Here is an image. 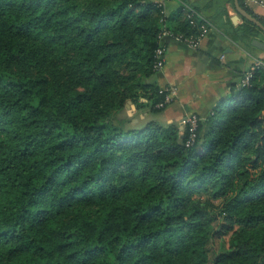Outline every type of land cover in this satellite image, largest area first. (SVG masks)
<instances>
[{
    "label": "trees",
    "instance_id": "trees-1",
    "mask_svg": "<svg viewBox=\"0 0 264 264\" xmlns=\"http://www.w3.org/2000/svg\"><path fill=\"white\" fill-rule=\"evenodd\" d=\"M178 13L0 0V264H264V70L194 130L126 113L172 101L159 34L198 31Z\"/></svg>",
    "mask_w": 264,
    "mask_h": 264
},
{
    "label": "crops",
    "instance_id": "crops-1",
    "mask_svg": "<svg viewBox=\"0 0 264 264\" xmlns=\"http://www.w3.org/2000/svg\"><path fill=\"white\" fill-rule=\"evenodd\" d=\"M187 1L207 15L213 26L197 47L179 38L172 29L174 32L161 38L166 47L165 64L155 77L164 88L177 87L174 99L160 113L138 107L130 99L135 105L131 104L130 111L140 118L174 121L181 128V118L187 113L206 117L219 101L229 98L256 60H264V45L254 42L255 38L264 42V30L239 12L236 0ZM240 3L264 23V0ZM180 5L181 0H166L170 27L176 24ZM247 25L252 27L250 35L243 31Z\"/></svg>",
    "mask_w": 264,
    "mask_h": 264
},
{
    "label": "built area",
    "instance_id": "built-area-1",
    "mask_svg": "<svg viewBox=\"0 0 264 264\" xmlns=\"http://www.w3.org/2000/svg\"><path fill=\"white\" fill-rule=\"evenodd\" d=\"M157 1L162 6V12L164 13V16L167 17L168 14H167V10H166V0H157ZM181 1L184 3V5L187 8V17H189V22L194 26L196 25L198 28V31L195 33L193 32V33H188V34H185L184 32H175V34L179 38L183 39L184 41H186L187 43L192 45L193 47H197L200 44L201 39L212 28L213 22L207 15H205L204 13L199 11V9H197L190 2L184 1V0H181ZM166 24H167V22H165V25ZM172 32H174V31H171V29H169V28H164L162 30V32L159 34V46L156 49L157 60L155 63V67L158 70H160L164 66L165 55H166V47L163 43H161V38L164 35L170 34ZM257 69H263L264 70V60L258 59L255 61L253 66L246 72L242 83L243 84L248 83L250 81V78L253 76L254 71ZM165 89L167 90L166 99L167 100H173L175 94L177 93V87L176 86H168V87H165ZM162 104L163 103H160V105H162ZM198 122H199V115L197 113H194V112H189L183 118H181V125L184 128L187 125H189L192 130H194L198 126ZM194 137H195V133L192 132L191 133V139L188 140V143H190Z\"/></svg>",
    "mask_w": 264,
    "mask_h": 264
},
{
    "label": "rangeland",
    "instance_id": "rangeland-1",
    "mask_svg": "<svg viewBox=\"0 0 264 264\" xmlns=\"http://www.w3.org/2000/svg\"><path fill=\"white\" fill-rule=\"evenodd\" d=\"M131 101H127V103L126 104H128V106H126L127 107V109H126V113L129 115V116H134V122H138V123H144V122H146L147 120H149V119H152V118H140L139 116H138V114L137 113H135L134 111L132 112V111H130V110H132V106H131V103H130ZM140 119V120H139ZM181 128V127H180ZM182 130L184 129V128H181ZM230 235H231V232H229V233H227V234H225L224 236H222V237H217L216 236V238H215V241H214V244H213V248L217 251V250H219L220 248H221V245L223 244V243H226V244H228V241H229V239H230Z\"/></svg>",
    "mask_w": 264,
    "mask_h": 264
},
{
    "label": "water",
    "instance_id": "water-1",
    "mask_svg": "<svg viewBox=\"0 0 264 264\" xmlns=\"http://www.w3.org/2000/svg\"><path fill=\"white\" fill-rule=\"evenodd\" d=\"M236 5L240 13H242L246 18L254 22L257 26H259L262 30H264V23L257 18L255 15H253L251 12L246 10L240 3V0H236ZM254 42L257 44H262L264 45V42H261L259 39L255 38ZM131 101V100H129ZM133 106H135L132 102H130ZM128 106V104H126Z\"/></svg>",
    "mask_w": 264,
    "mask_h": 264
}]
</instances>
